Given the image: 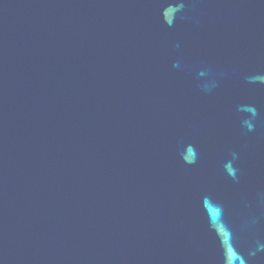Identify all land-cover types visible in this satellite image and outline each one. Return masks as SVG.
I'll return each instance as SVG.
<instances>
[{"label":"water","instance_id":"1","mask_svg":"<svg viewBox=\"0 0 264 264\" xmlns=\"http://www.w3.org/2000/svg\"><path fill=\"white\" fill-rule=\"evenodd\" d=\"M0 264H264V0H0Z\"/></svg>","mask_w":264,"mask_h":264}]
</instances>
